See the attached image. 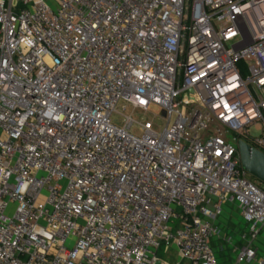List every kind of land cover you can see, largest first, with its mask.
<instances>
[{
	"label": "built area",
	"instance_id": "1",
	"mask_svg": "<svg viewBox=\"0 0 264 264\" xmlns=\"http://www.w3.org/2000/svg\"><path fill=\"white\" fill-rule=\"evenodd\" d=\"M241 140L264 153V0H0V264H219L231 204L264 264Z\"/></svg>",
	"mask_w": 264,
	"mask_h": 264
},
{
	"label": "crops",
	"instance_id": "2",
	"mask_svg": "<svg viewBox=\"0 0 264 264\" xmlns=\"http://www.w3.org/2000/svg\"><path fill=\"white\" fill-rule=\"evenodd\" d=\"M216 223L219 225V227L221 229V235L219 237H216L213 240V245L215 247V250L220 251V249L222 250V249L227 248L229 251H232L233 253H235L232 249V246L230 244L226 243L225 236L233 235L237 245L241 246L242 241H241L240 237H241V234L244 232V230L248 227V221L240 213L238 206L236 204H231V205H227L225 207L224 214L216 220ZM223 232L226 233V234H224V237H222ZM219 241H221V243H222L221 247L219 246V243H218ZM256 245L260 247L261 251H264V246L260 245L259 243H257ZM163 252H164L163 253L164 258L160 257L163 264H171V262H173L172 261L173 258H178V259L182 260L180 254H179L178 248L174 244L170 248L169 247L165 248ZM217 254H218V251H217ZM218 256H219V254H218ZM183 261L186 264H188L185 260H183ZM235 263H236L235 258L233 259V262L230 261V262L225 263L221 259L219 261V264H235Z\"/></svg>",
	"mask_w": 264,
	"mask_h": 264
},
{
	"label": "rangeland",
	"instance_id": "3",
	"mask_svg": "<svg viewBox=\"0 0 264 264\" xmlns=\"http://www.w3.org/2000/svg\"><path fill=\"white\" fill-rule=\"evenodd\" d=\"M123 104L124 102L122 101L119 106H118V111L119 113H114L113 116H112V120L115 124L119 125V126H124V116H132L134 120L136 121H140L141 118L144 116V111H141V110H134V108L132 106H128L126 108L123 107ZM163 110L161 107L159 106H151L149 108V111L147 112L148 114V117H150V119L154 120V123H155V129L156 130H161L160 128V125L162 126L163 125V121L159 118V116L162 114ZM131 132L135 135H138V136H141V132L139 131V128L137 126H134L132 129H131ZM264 185V184H263ZM178 223V219L177 220H174L173 224L176 225ZM224 234H226L225 232L222 233V237H224ZM219 243V246L221 247L222 246V243L221 241L218 242ZM258 243L262 246H264V234L259 238L258 240ZM173 244L170 243V244H165V248L167 247H171ZM164 248V249H165ZM219 249V248H218ZM218 251V254H217V258L218 260L220 261L223 260L225 263L227 262H230L232 261L233 262V259L235 258L236 259V253H233L232 251H229L227 248L225 249H220L217 250ZM216 251V253H217ZM164 252L160 253L159 254V257L161 258H164ZM220 257V258H219ZM173 262H171V264H186L183 260H180L178 258H173L172 260Z\"/></svg>",
	"mask_w": 264,
	"mask_h": 264
},
{
	"label": "water",
	"instance_id": "4",
	"mask_svg": "<svg viewBox=\"0 0 264 264\" xmlns=\"http://www.w3.org/2000/svg\"><path fill=\"white\" fill-rule=\"evenodd\" d=\"M239 155L244 170L264 184V153L241 140Z\"/></svg>",
	"mask_w": 264,
	"mask_h": 264
},
{
	"label": "trees",
	"instance_id": "5",
	"mask_svg": "<svg viewBox=\"0 0 264 264\" xmlns=\"http://www.w3.org/2000/svg\"><path fill=\"white\" fill-rule=\"evenodd\" d=\"M164 247H165V245H163V246L161 247V249L159 250V254L162 253V252L164 251Z\"/></svg>",
	"mask_w": 264,
	"mask_h": 264
}]
</instances>
